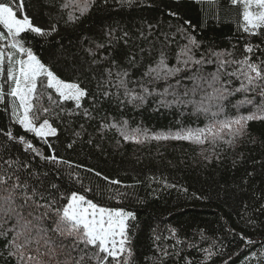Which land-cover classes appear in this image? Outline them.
I'll list each match as a JSON object with an SVG mask.
<instances>
[{"label": "snow or ice", "instance_id": "obj_1", "mask_svg": "<svg viewBox=\"0 0 264 264\" xmlns=\"http://www.w3.org/2000/svg\"><path fill=\"white\" fill-rule=\"evenodd\" d=\"M226 23L222 47L205 33ZM149 110L178 118L133 125L129 113ZM253 124L264 127V0H0V264H264ZM173 142L203 167L229 153L235 167L259 145L261 171L221 189L242 227L143 221L142 186L188 189L74 158Z\"/></svg>", "mask_w": 264, "mask_h": 264}, {"label": "trees", "instance_id": "obj_2", "mask_svg": "<svg viewBox=\"0 0 264 264\" xmlns=\"http://www.w3.org/2000/svg\"><path fill=\"white\" fill-rule=\"evenodd\" d=\"M156 14L155 10H151L143 13L134 12L130 15L155 16ZM128 18L125 17V19ZM231 29L232 25L226 23L219 28L209 30L205 35L219 42L222 47H226V38L232 35ZM129 118L133 125L143 123L146 127L158 130L173 126L178 117L171 113L160 114L149 110L129 113ZM191 126L203 125L197 121ZM251 129L254 135H260L264 131V127L259 124L251 125ZM105 147L107 151L102 156L93 155L88 158L86 155L88 149L85 148V154L74 158L84 160L87 164H98L100 168L110 173H120L122 177L127 172V176L124 177L127 182H132L131 177L133 176L138 175L140 179H143L146 175L155 174L163 175L167 177L169 183L188 189L187 193H182L176 189L161 188L153 196L150 195V189L142 186L140 194L146 198L147 205L136 208L141 220L148 221L162 214L171 224L186 228L200 226L209 230L218 229L225 220L229 226L242 227L235 223L238 218L230 207L231 197L226 198L221 189L232 187L235 181L246 175V171L251 172L254 169L256 173L261 171L259 165L255 163L262 159V150L259 145L249 144L242 147L239 151L244 153L245 158L243 161H239L235 167H232L233 156L231 153L228 154V159L223 164L214 163L208 167L198 165L194 162L196 151L186 143L173 142L160 147L159 154L156 145L150 146V150L139 149L131 144H126L120 151H115L108 143L105 144ZM262 179L264 177L256 175V185L260 186ZM193 193L203 194L208 198L196 200L192 198ZM253 238L264 239V233L257 232ZM231 248L233 251L236 250V244L233 243ZM236 264H240L239 259L236 260Z\"/></svg>", "mask_w": 264, "mask_h": 264}]
</instances>
